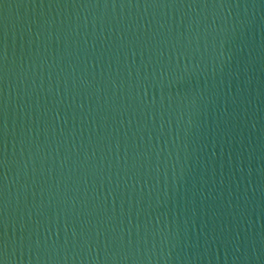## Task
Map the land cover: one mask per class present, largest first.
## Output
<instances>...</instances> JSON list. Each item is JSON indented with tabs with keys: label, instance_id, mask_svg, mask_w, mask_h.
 <instances>
[{
	"label": "water",
	"instance_id": "water-1",
	"mask_svg": "<svg viewBox=\"0 0 264 264\" xmlns=\"http://www.w3.org/2000/svg\"><path fill=\"white\" fill-rule=\"evenodd\" d=\"M0 264H264V0H0Z\"/></svg>",
	"mask_w": 264,
	"mask_h": 264
}]
</instances>
